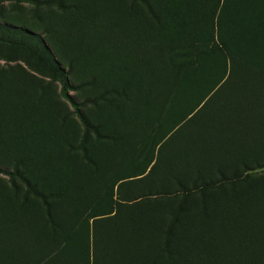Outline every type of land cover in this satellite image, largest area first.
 <instances>
[{"label": "rangeland", "instance_id": "obj_1", "mask_svg": "<svg viewBox=\"0 0 264 264\" xmlns=\"http://www.w3.org/2000/svg\"><path fill=\"white\" fill-rule=\"evenodd\" d=\"M221 3L0 0V168L21 176L0 174V222L19 207L41 212L35 197L28 196L22 205L25 180L47 194L59 180L67 178L72 184L74 173L86 169L78 147L84 129L65 94L80 103L86 120L100 125L102 134L156 119L168 123L193 108L222 68V53L215 47L219 27L230 55L234 52L242 64L264 72V0H228L222 8ZM121 34L139 35L148 46L152 39L172 35L192 43L191 48H202L189 71L179 76L162 72L161 82L172 87L174 98L167 105L162 96L128 100L111 94L115 90L134 96L139 86L141 68L133 47L113 45ZM162 105L168 114L160 112ZM88 140L92 152L111 150L92 134ZM216 197L223 199L224 207L208 205L210 216L200 231L216 239V255H224L228 264L236 257L238 264L263 262L264 170L248 182L225 187ZM158 203L156 207H162L163 202ZM153 207L136 206L143 213ZM193 221L200 219L195 215ZM231 230H237L232 242Z\"/></svg>", "mask_w": 264, "mask_h": 264}, {"label": "trees", "instance_id": "obj_2", "mask_svg": "<svg viewBox=\"0 0 264 264\" xmlns=\"http://www.w3.org/2000/svg\"><path fill=\"white\" fill-rule=\"evenodd\" d=\"M227 3L222 0L221 8ZM217 30L222 68L193 108L168 123L156 119L102 134L100 125L86 120L80 103L64 95L84 129L78 147L86 169L74 173L72 184L65 178L53 188L43 186L50 188L47 194L25 180L22 205L32 196L42 210L19 207L1 220L0 264H228L216 255L213 235L200 231L210 216L208 205L224 207L216 193L264 170V72L230 55ZM138 38L121 34L113 42L133 47L141 68L137 92L111 94L128 100L162 96L167 105L174 98L172 87L161 82L162 72L189 71L203 50L172 35L152 39L149 46ZM91 134L111 150L92 152ZM0 174L21 177L1 168ZM140 204L156 208L143 213L137 211ZM229 233L232 242L237 230Z\"/></svg>", "mask_w": 264, "mask_h": 264}]
</instances>
